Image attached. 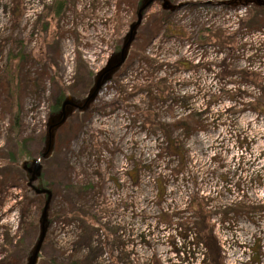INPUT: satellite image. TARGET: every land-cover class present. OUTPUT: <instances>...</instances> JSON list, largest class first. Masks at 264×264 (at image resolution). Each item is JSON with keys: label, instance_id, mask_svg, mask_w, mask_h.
Wrapping results in <instances>:
<instances>
[{"label": "rangeland", "instance_id": "rangeland-1", "mask_svg": "<svg viewBox=\"0 0 264 264\" xmlns=\"http://www.w3.org/2000/svg\"><path fill=\"white\" fill-rule=\"evenodd\" d=\"M54 1L23 0L13 27L14 2L0 0V72L9 58L20 56L22 80L47 71L82 100L87 90L77 58L95 75L136 20V0H64L60 13ZM235 1L169 0L174 9L159 24L162 0L144 10L124 63L86 113L74 110L66 118L60 151L40 159V179L52 196L39 258L48 264H208L192 244L180 257L173 250L178 234H193L177 224L194 220L186 209L197 194L226 215L210 220L223 264H264V209L235 211L240 204L264 205V110L252 105L264 94V80L254 85L218 73L223 60L229 69L248 68L264 77V7L251 3L244 13ZM149 21L156 24L153 32ZM218 36L233 43L222 47ZM158 82L162 92L154 86ZM23 88L20 135L9 130V108L0 101V157L12 152V139L47 131L51 81ZM161 123L185 152L178 171L179 157L163 150ZM39 154L27 151L18 162L29 165ZM26 182L23 170L0 192V264L19 261L18 250L14 263L8 257L6 239L24 246L39 232L45 198L26 200ZM67 186L79 192L69 193ZM72 206L79 216L71 217Z\"/></svg>", "mask_w": 264, "mask_h": 264}, {"label": "trees", "instance_id": "trees-1", "mask_svg": "<svg viewBox=\"0 0 264 264\" xmlns=\"http://www.w3.org/2000/svg\"><path fill=\"white\" fill-rule=\"evenodd\" d=\"M138 0H136L137 2ZM243 1H250V0H236L235 2H243ZM14 5L13 9L11 11L13 20L12 25L15 27L17 24L16 22H19L22 14H23V0H13ZM52 8L56 13H60L61 10L65 7V1L64 0H55L53 2ZM253 3V2H252ZM255 5V3H253ZM162 15L157 18L158 24L160 21L165 22V14L167 11L166 9L161 10ZM151 21V20H150ZM149 21V28L152 30L155 29L156 24L150 25ZM154 22V21H153ZM151 22V24L153 23ZM260 23L264 25V13H262V16L260 18ZM45 25V24H44ZM9 40V39H8ZM6 41V39H5ZM218 43L223 47L231 45L233 43L232 39L226 36H218ZM120 47H117L115 49V52L119 50ZM114 52V53H115ZM15 61L9 58L8 65L3 69V71L0 72V101L3 100L5 104H3L5 107L9 108V120H10V126L9 130L13 133H15L16 136L19 134V117H18V104L20 102V98L22 95L23 87H30L32 88H39L40 84L43 83L44 80L51 81L52 91H51V98L52 103L49 105L50 112L48 115L51 116L52 114L59 111L62 101L67 96H73L68 95V93H74L73 89L69 88H63L61 87L58 82L55 80L54 74H48L47 71L44 73H40L36 78H30L28 76L27 81L22 80L19 75L18 71L16 70L17 62L20 56H16ZM219 65V75L222 77L231 76V75H238L243 81L252 83L254 85H259L262 80H264V77L259 74V72L251 71L248 68H240V69H229L228 65L225 64V61L222 60V63ZM48 67H51L52 65L48 64ZM200 67V64L196 63L194 64V68ZM76 70L77 75L84 77V81L82 84V89L88 90L91 88L93 84V78L95 75H93L92 71L88 69L86 64L80 60V58H77V64H76ZM117 72V71H116ZM115 72V73H116ZM40 79V81L38 80ZM24 81V82H23ZM156 90H159V92H162V87L160 85V82L157 84H154ZM264 93V92H263ZM75 99V98H74ZM253 108L254 110L263 111L264 110V94L261 97V100L258 99L254 102ZM13 109V111H12ZM81 113H86L87 109L79 111ZM79 114V113H78ZM179 123V122H178ZM64 124H62L60 127L57 128L55 134H54V143L52 150H56L57 152L60 151V128H62ZM161 131H163V137H164V143L165 147L163 150H167L169 153L175 154L179 157V162L175 166V171L180 170L183 165L185 164L184 161V151L180 147V145L177 143V140L171 138L170 133L167 131V125L165 123H161L159 125ZM46 133L41 136H34L33 139L23 138L22 140L12 139L11 149L12 152H8L9 154L6 157H0V192L2 193L4 191V188L8 185L9 181H12L13 179L16 180L19 177H21L23 169L21 168L22 161L18 162L19 157H24L27 154V151L30 150H36L40 152L42 151L44 140H45ZM43 138V139H42ZM42 143V144H41ZM42 145V147H41ZM41 147V149H40ZM51 154V153H50ZM26 159H23V161ZM35 186H38V188H48V185L46 182L42 181L39 178L34 181L33 183ZM66 189L69 193H75L79 192V187L74 186H67ZM23 190H25L24 197L26 200H31L34 198H41L45 196L40 194H35L33 189H31L27 183L24 185ZM50 190V189H49ZM51 191V190H50ZM52 196V192H51ZM225 209V207H224ZM264 205H258V206H245L243 204H240L239 207L235 208V211L244 210V211H256V210H263ZM187 211H192L191 214H193L194 220L188 224V221L179 222L177 225L179 228H183V230L190 229L193 231V234H178L181 238V240L177 241L179 242V245L175 244L173 245L174 254L179 256L183 254V251L186 249V247L189 249L190 244H192L194 247L199 248L203 250L201 252L203 261H207L208 264H223L222 256H221V249L218 244V240L216 236L213 233L212 225L210 224V220L212 216L216 213L220 215V219L224 221L225 216L220 212H214V210H211L207 204V198L199 196L197 194L193 195L190 199ZM228 208L223 210L224 213H226ZM71 217L79 216L80 211L75 208L74 206L71 207L69 211ZM39 227V224H38ZM38 237V234H33L32 238L29 239L26 244L23 246V244L18 243L13 244L11 239H6V248L8 252L10 253L8 257H13V263H14V253L18 250V259L17 264H23L22 259L27 254H29L31 248L33 247L36 239ZM35 238V239H34ZM190 239L191 242L186 240ZM34 240V241H33ZM26 251V253H25ZM39 258V255H38ZM72 264H79L78 262H71ZM38 264H48V261H45L42 258H39Z\"/></svg>", "mask_w": 264, "mask_h": 264}, {"label": "water", "instance_id": "water-1", "mask_svg": "<svg viewBox=\"0 0 264 264\" xmlns=\"http://www.w3.org/2000/svg\"><path fill=\"white\" fill-rule=\"evenodd\" d=\"M153 0H144L141 6L136 10V20L132 22L129 26L128 32L125 34L122 40V44L119 50L113 53L107 60L106 64L95 73L93 78V84L91 88L88 90L87 95L82 100H76L71 96H67L61 103L59 111L49 116L47 121V131L45 135L44 145L42 151L39 156L31 161L29 165H27L28 160H24L21 163V168L27 173V185L34 190L35 194L42 193L45 196V204L42 207L40 220H39V232L38 237L31 248L28 256H27V264H36L38 259V252L40 249V245L44 239V224L46 221V213L48 202L51 198V191L47 188H38L33 183L40 176L41 171V158H47L53 148L54 143V134L58 127H60L66 120V118L74 111V110H85L87 109L89 103L96 97L100 87L104 82L109 80L111 76L120 68V66L124 63L131 42L135 36L138 25L142 20V11L147 8ZM162 7L164 9L173 10L174 6L170 4L169 0H162Z\"/></svg>", "mask_w": 264, "mask_h": 264}, {"label": "flooded vegetation", "instance_id": "flooded-vegetation-1", "mask_svg": "<svg viewBox=\"0 0 264 264\" xmlns=\"http://www.w3.org/2000/svg\"><path fill=\"white\" fill-rule=\"evenodd\" d=\"M143 1H144V0H138V1L136 2V10L141 6V4L143 3ZM153 2H154V0L150 3V5H151ZM252 2L255 3L256 6L264 7V0H250V1H249V4H251ZM150 5H149V6H150ZM149 6H148V7H149ZM148 7H147V8H148ZM145 9H146V8H145ZM145 9H144V10H145ZM162 9H163V7H162ZM144 10L142 11V14H143ZM166 11H167V12H171L172 10H170V9H166ZM140 24H141V23H140ZM140 24L138 25V27L140 26ZM138 27H137V30H138ZM136 33H137V31H136ZM136 33H135V36H134L132 42H133V41L135 40V38H136ZM132 42H131V43H132Z\"/></svg>", "mask_w": 264, "mask_h": 264}, {"label": "built area", "instance_id": "built-area-1", "mask_svg": "<svg viewBox=\"0 0 264 264\" xmlns=\"http://www.w3.org/2000/svg\"><path fill=\"white\" fill-rule=\"evenodd\" d=\"M237 7H240L239 9H243L244 13H246V11H247V6H246V5H239V6H237ZM242 16H243V15H240V16H239V17H240L239 20L242 19V18H241ZM208 46L211 47L212 45H208ZM212 47H213V46H212ZM70 59L72 60L73 57L71 56ZM71 63H73V60L71 61ZM220 91H221V90H217V93L220 94Z\"/></svg>", "mask_w": 264, "mask_h": 264}]
</instances>
